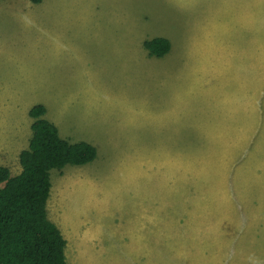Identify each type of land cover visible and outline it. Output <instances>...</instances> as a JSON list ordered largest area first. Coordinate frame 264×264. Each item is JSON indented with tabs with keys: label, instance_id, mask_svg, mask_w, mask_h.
<instances>
[{
	"label": "rangeland",
	"instance_id": "374dc122",
	"mask_svg": "<svg viewBox=\"0 0 264 264\" xmlns=\"http://www.w3.org/2000/svg\"><path fill=\"white\" fill-rule=\"evenodd\" d=\"M38 103L97 149L50 171L67 264H264V0H0L12 175Z\"/></svg>",
	"mask_w": 264,
	"mask_h": 264
},
{
	"label": "trees",
	"instance_id": "16d2710c",
	"mask_svg": "<svg viewBox=\"0 0 264 264\" xmlns=\"http://www.w3.org/2000/svg\"><path fill=\"white\" fill-rule=\"evenodd\" d=\"M143 45L156 57L170 50V41L160 36ZM45 114V106L39 103L28 111L32 133L18 156L20 172L12 175L0 165V264H67L66 240L47 214L50 171L92 162L97 149L87 141L62 137Z\"/></svg>",
	"mask_w": 264,
	"mask_h": 264
},
{
	"label": "crops",
	"instance_id": "0c3cea01",
	"mask_svg": "<svg viewBox=\"0 0 264 264\" xmlns=\"http://www.w3.org/2000/svg\"><path fill=\"white\" fill-rule=\"evenodd\" d=\"M66 258V257H65Z\"/></svg>",
	"mask_w": 264,
	"mask_h": 264
}]
</instances>
